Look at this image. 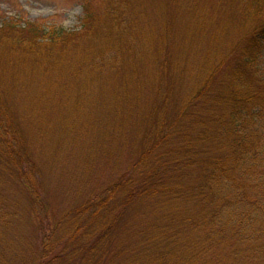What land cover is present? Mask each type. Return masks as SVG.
Masks as SVG:
<instances>
[{
	"label": "trees",
	"instance_id": "1",
	"mask_svg": "<svg viewBox=\"0 0 264 264\" xmlns=\"http://www.w3.org/2000/svg\"><path fill=\"white\" fill-rule=\"evenodd\" d=\"M234 1L245 13H261L264 19V0ZM97 14L86 7L78 31L25 22L1 26L0 37L7 36L25 60L38 64L40 57L48 63L52 59L49 65L56 61L53 51L58 45H74L86 38L96 50V62L85 55L77 64L68 60L70 73L78 70L71 84L78 83L76 78L83 72L77 66L91 63L97 79L123 73L122 84L141 87L145 70L156 61L160 41L170 42L175 23L161 40L158 31L149 37L132 34L129 40L112 27L99 26ZM190 14L192 19L179 36L183 52L182 47L176 49L182 57H190L187 54L198 48L199 35L208 38L223 30L221 18L214 25L208 20L212 15L204 18L194 10ZM202 21L206 27L200 25ZM152 35L155 47L146 42ZM137 43L146 45L141 53L136 51ZM259 49L251 36L240 39L231 53L209 54L211 61L204 64L202 74L193 82L183 78L178 87L169 64L156 66L154 102L145 94L149 107L143 113L154 109L146 135L136 134L122 172L117 170L109 181L84 191H68L63 213L56 218L48 215L49 232L59 233L57 239L47 234L45 245L34 249L24 241L13 242L8 230L14 208L0 190V264H192L194 260L264 264V73L258 66ZM9 62L6 66L17 67ZM1 99L0 177L15 175L26 200L47 215L49 196L34 149L24 141L0 93ZM116 152L118 158L121 150ZM180 241L187 248L176 256L170 245Z\"/></svg>",
	"mask_w": 264,
	"mask_h": 264
},
{
	"label": "rangeland",
	"instance_id": "2",
	"mask_svg": "<svg viewBox=\"0 0 264 264\" xmlns=\"http://www.w3.org/2000/svg\"><path fill=\"white\" fill-rule=\"evenodd\" d=\"M239 6L234 0H0V27L31 22L46 29L78 31L86 7L98 13L99 26L112 27L117 35H127L129 40L133 35L149 37L157 31L161 40L175 23L170 42L160 44V41L154 53L156 61L145 70L141 87L122 84L123 73L117 78L97 79L91 63L77 66L83 72L76 78L78 83L71 84L72 75L78 70L71 74L72 65L68 60L77 64L83 62V55L89 60L97 58L96 50L86 38L77 40L78 44L58 45L53 51L55 63L49 65L52 59L48 63L40 57L38 65L36 61L25 60V55L7 36L0 37V93L4 101H8L24 141L34 149L38 160L36 167L42 173L41 183L50 203L47 215L38 213L26 200L15 175L0 177V190L14 208L15 217L8 230L13 242L24 241L23 245L34 249L39 244L45 245L47 234V238L57 239L59 233L49 232L48 215L56 218L63 213L68 191L74 188L84 191L91 185L105 183L115 171L122 172L127 167L136 134L144 131L145 136L146 127L153 119L150 114L153 107L146 114L143 110L148 109L149 100L154 102L156 66L169 64L173 70V84L178 87L183 78L193 82L202 74L204 64L211 61L209 54L215 52L212 57H216L220 53H231L240 39L246 41L251 36L260 46L257 61L264 73V19L261 13H245L246 9ZM190 9L204 18L212 15L208 20L214 25L221 18L223 30L220 29V35L213 33L208 38L199 35L198 48L187 54L190 57H182L183 53L177 54L176 49L182 47L179 50L183 52L185 45L179 36L184 33L186 22L192 19ZM206 23L210 26V22ZM200 25L206 27L205 21ZM146 42L155 47L153 35ZM145 46L137 43L136 51L141 53ZM8 60L15 62L17 67L6 66ZM47 65L48 70L45 69ZM136 81L132 82L136 84ZM7 83L13 87H8ZM120 84L119 91L115 92ZM145 94L149 99L147 107ZM2 103L1 99L0 106ZM168 108L169 105L166 110ZM118 150L121 154L116 158ZM186 248L183 241L170 245L176 256L185 253ZM194 262L192 264H200Z\"/></svg>",
	"mask_w": 264,
	"mask_h": 264
}]
</instances>
